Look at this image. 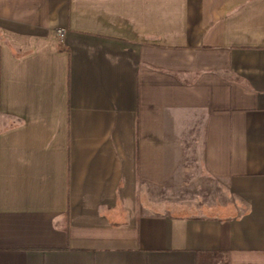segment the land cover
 I'll use <instances>...</instances> for the list:
<instances>
[{
	"label": "crops",
	"instance_id": "0c3cea01",
	"mask_svg": "<svg viewBox=\"0 0 264 264\" xmlns=\"http://www.w3.org/2000/svg\"><path fill=\"white\" fill-rule=\"evenodd\" d=\"M0 264H264V0H0Z\"/></svg>",
	"mask_w": 264,
	"mask_h": 264
},
{
	"label": "rangeland",
	"instance_id": "374dc122",
	"mask_svg": "<svg viewBox=\"0 0 264 264\" xmlns=\"http://www.w3.org/2000/svg\"><path fill=\"white\" fill-rule=\"evenodd\" d=\"M184 200H185V202H186L187 205L182 206L181 208H171L173 210H170V211H175V209H176V210H178V211H180L182 213L188 214V215H197V214L198 215H202V214L205 213V210L195 208L192 205L196 201H199L200 200V197L199 196H197V195H191L189 198L188 197L184 198ZM187 206H188V208H187Z\"/></svg>",
	"mask_w": 264,
	"mask_h": 264
},
{
	"label": "built area",
	"instance_id": "2783aa9c",
	"mask_svg": "<svg viewBox=\"0 0 264 264\" xmlns=\"http://www.w3.org/2000/svg\"><path fill=\"white\" fill-rule=\"evenodd\" d=\"M64 33H65V30L63 28L56 29V34L58 35L59 38H63Z\"/></svg>",
	"mask_w": 264,
	"mask_h": 264
}]
</instances>
